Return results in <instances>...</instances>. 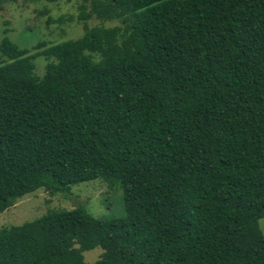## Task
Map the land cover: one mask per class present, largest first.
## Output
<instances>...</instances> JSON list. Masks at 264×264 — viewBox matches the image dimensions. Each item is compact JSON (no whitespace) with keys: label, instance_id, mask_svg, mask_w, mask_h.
<instances>
[{"label":"trees","instance_id":"1","mask_svg":"<svg viewBox=\"0 0 264 264\" xmlns=\"http://www.w3.org/2000/svg\"><path fill=\"white\" fill-rule=\"evenodd\" d=\"M76 20L0 41V213L97 179L124 212L3 227L0 264H264V0H77Z\"/></svg>","mask_w":264,"mask_h":264},{"label":"rangeland","instance_id":"2","mask_svg":"<svg viewBox=\"0 0 264 264\" xmlns=\"http://www.w3.org/2000/svg\"><path fill=\"white\" fill-rule=\"evenodd\" d=\"M47 9L46 15L40 11ZM71 15L73 20L62 25L47 24V17L57 18ZM77 0H58L50 3L46 0H17L6 3L0 11V41L4 36L20 47L31 49L39 41L59 42L77 38L82 34V25L76 20ZM97 20H91L90 25ZM4 31H7L4 34ZM36 62L37 73L44 70L45 61ZM83 206L94 217H119L124 212L123 195L120 188L109 189L101 180H93L74 185L67 195H49L43 188L26 194L10 208L0 213V229L21 225L44 215L49 210L73 209ZM259 227L264 234V218L259 220ZM103 250L96 247L83 252L85 262L93 263Z\"/></svg>","mask_w":264,"mask_h":264}]
</instances>
